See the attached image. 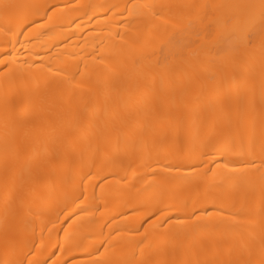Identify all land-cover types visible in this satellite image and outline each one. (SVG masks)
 <instances>
[{
	"label": "bare ground",
	"instance_id": "obj_1",
	"mask_svg": "<svg viewBox=\"0 0 264 264\" xmlns=\"http://www.w3.org/2000/svg\"><path fill=\"white\" fill-rule=\"evenodd\" d=\"M0 264H264V0H0Z\"/></svg>",
	"mask_w": 264,
	"mask_h": 264
}]
</instances>
